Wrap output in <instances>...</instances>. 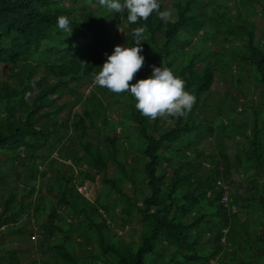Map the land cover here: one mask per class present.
<instances>
[{
	"label": "trees",
	"instance_id": "1",
	"mask_svg": "<svg viewBox=\"0 0 264 264\" xmlns=\"http://www.w3.org/2000/svg\"><path fill=\"white\" fill-rule=\"evenodd\" d=\"M228 1L159 0L161 11L175 9V20L165 23L154 12L130 24L126 13L109 12L98 0H0V239L1 228L12 231L18 220L42 236L38 243L0 244V264H264V219L247 211L254 201L264 212V49L255 43L252 19L264 17V0H233L232 8ZM61 15L69 18L71 34L57 28ZM144 24L145 64L131 83L148 78L151 65L170 68L196 98L186 118L149 120L130 93L94 84L107 55L122 43L133 46L132 30ZM182 30L213 38L219 47L206 53L203 67L196 66L199 51L186 52ZM219 61L233 76L232 63L247 65L260 100L227 93L234 100L226 103L228 112L219 106L208 116ZM88 87L100 96L86 93ZM116 96L127 100L120 125L137 133L128 146L120 132H110L109 103ZM239 104L249 105L247 115L237 111ZM205 137L220 150L202 149ZM178 141L186 145L175 147ZM45 164L54 166L55 200L39 184ZM247 168L255 172L250 195L229 186L223 202L224 183L240 180ZM97 175L117 193L119 213L110 215L114 209L105 201L92 203L78 190ZM123 177L131 191L121 187ZM44 215L47 221L35 229ZM115 222L122 228L139 223L138 242L114 232ZM37 246L54 252L49 263L39 261Z\"/></svg>",
	"mask_w": 264,
	"mask_h": 264
},
{
	"label": "rangeland",
	"instance_id": "2",
	"mask_svg": "<svg viewBox=\"0 0 264 264\" xmlns=\"http://www.w3.org/2000/svg\"><path fill=\"white\" fill-rule=\"evenodd\" d=\"M226 3L229 4L231 8L234 5L233 0H229ZM240 9L245 13V11L241 8V6H240ZM165 10H172L173 14H172L171 20L176 19V11L172 6H167ZM252 19H253V22L255 23V43L256 44L258 43L264 49V17L258 14L256 16H253ZM180 35L183 37L181 41L183 40L184 42L185 48L187 50L186 52L190 54H193V52L191 51L200 52L199 54H197V57H196V60H197L196 66L198 67L204 66L203 65L205 63L204 57L206 53L211 51V49L219 50V47L215 46L213 38H209L207 41L205 40L203 41L197 38L195 35L192 36L191 34L185 32L184 30L180 32ZM212 36H216L215 37L216 43H220L219 41L220 34H216ZM86 40H87L86 38L80 37L79 43L80 44L86 43ZM76 41L77 40H75V43ZM50 44L51 42L49 41L45 42V46H49ZM121 46L126 47V44L122 43ZM237 46L240 47V51L243 52L244 54L249 52L248 47L245 44L239 43V45ZM225 61H227V59H225ZM232 64L234 66V72L238 74L237 76L239 77L240 80L242 78L241 83L237 85L235 81L236 74L235 76H233L229 74L228 72H224L223 71L224 67L222 65V62L220 61L217 62L218 70L215 73V79L212 84V89H211L212 96L209 100L210 109L207 112L208 116H212L213 114H216L217 113L216 111H218L219 106L222 107L223 113L228 112L226 110L227 107L225 105L229 104V101L232 104H234V100L230 99V97L227 98L226 96L227 93H230L234 96H239L241 101H246V100H249L250 98L255 100L257 96H258V99L260 100V96L258 94L259 86L256 84L254 76H252V74L250 73L251 71L249 67L245 65V68H244V64H242L241 62L240 63L234 62ZM41 70H42V67L40 68L39 71ZM244 78H247V79H244ZM90 90L94 91L93 95L96 92L97 96L98 97L100 96L98 91L90 87H88V89L86 90V93ZM108 99L106 100L108 101ZM125 104H127V100H125L121 96L119 97L116 96L113 98L112 101H110L109 117L113 118L112 123L110 125V132H112L113 129H115L117 132H120L125 140L124 141L122 139L121 142L128 146V142L130 141V139L137 136V133L134 128H130L127 126L124 127L120 125V119H121L120 118L121 117V108H120L121 106L120 105H125ZM246 108H250L249 105H247ZM246 108L243 106V104L242 105L239 104L237 107V111L239 113H244ZM76 110L77 111L79 110V106H77ZM247 110L248 109H246V115H247ZM247 118L251 120V116L248 115ZM219 120H221V117L216 118V122H219ZM239 122L240 121L237 120V123ZM91 131L96 133L99 136H104L103 132H97L96 129L91 130ZM185 145H186L185 141L183 142L178 141L174 144V146L178 148H182ZM199 146L202 149H206L211 152H218L220 150V147L218 146V144L214 142L213 139L208 138V137L202 138ZM135 166H138V164H136ZM38 169L40 171H46L47 173L46 177L43 178L39 182V184H41L44 187V189L49 192L50 196L53 197V199L55 200L53 191H51V187H55L57 185L54 179V175H53L54 166H49L45 164V165L39 166ZM114 172H115V167L113 163H111L109 166V170L107 171V175L109 177L110 176L113 177ZM254 175H255L254 170L247 168V174H245V176H242L240 180H236L233 182H227L228 185L230 186V192L231 193L238 192L244 198L250 195V188L252 187L250 179ZM261 175L264 178V170L261 171ZM114 178H117V177L114 176ZM120 185L124 190L131 191L132 189L130 182L125 177L122 178V181L120 180ZM78 190L82 192L84 196L87 197L92 203H95V204L97 203L98 205V203L105 201L106 204L111 208V210L114 209L113 212L112 211L109 212L110 215H112L115 211L116 213H119L120 204L118 203V200H117V193L115 191L109 190V187L107 183L104 181V178L102 177V175L95 176V179L92 181L84 180L81 186L78 187ZM0 194H3L2 189L0 191ZM244 202L246 203L245 199H244ZM249 203H251L252 205L249 208V210H247L249 215L251 217H255V218L258 217V219L261 218L263 220L264 212H262L260 209L257 208V205H258L257 202L253 201ZM241 212L243 213L244 211H241ZM25 219L26 217L24 216V220ZM46 221H47V215L40 217V219L37 222H35V225H34L35 229H39L38 228L39 225L42 223H45ZM22 223H23V220H18L17 222H13L12 224L15 228L12 231H9V230L6 231V229L5 228L2 229L3 228L2 227L1 230L4 232L5 236L3 239H0V244H5L8 247L9 246L11 247L14 244L21 242V241L30 243V241L32 240L34 243H38V241L42 238V236L39 233L35 234L32 231L33 229L23 228V226H21ZM113 225H114L113 231L116 232L118 235L125 237L127 240L132 239L136 243L140 239L139 236H140L141 225L139 223L135 222V224L125 226L124 228L120 227L121 225L116 224V222ZM19 227H22V229H19ZM35 250L37 251V256L39 257V261H42L45 263H49L50 258L54 256V252L50 250L47 246H43V247L37 246ZM85 252L86 254H88V250H85ZM23 258L27 259L28 254H25ZM211 264H214V260L211 261Z\"/></svg>",
	"mask_w": 264,
	"mask_h": 264
},
{
	"label": "clouds",
	"instance_id": "3",
	"mask_svg": "<svg viewBox=\"0 0 264 264\" xmlns=\"http://www.w3.org/2000/svg\"><path fill=\"white\" fill-rule=\"evenodd\" d=\"M109 12L127 14L130 24L147 21L155 12L163 22L172 18V10H160L159 0H98ZM57 28L71 34L70 20L67 16L57 18ZM147 25L132 30L134 45H117L99 72L94 75V84L112 93L128 92L135 99V108L149 120L173 117L186 118L196 102L195 95L186 91V81L174 75L168 67L151 65L152 73L148 78L131 83L136 74L144 67L145 57L141 55L145 42ZM69 36V35H68Z\"/></svg>",
	"mask_w": 264,
	"mask_h": 264
},
{
	"label": "built area",
	"instance_id": "4",
	"mask_svg": "<svg viewBox=\"0 0 264 264\" xmlns=\"http://www.w3.org/2000/svg\"><path fill=\"white\" fill-rule=\"evenodd\" d=\"M79 186H81V185H79ZM228 187H229L228 183H224V188L226 190H225L224 194L222 195V198L221 199L225 203H227L228 202V199H229L228 192H227Z\"/></svg>",
	"mask_w": 264,
	"mask_h": 264
}]
</instances>
